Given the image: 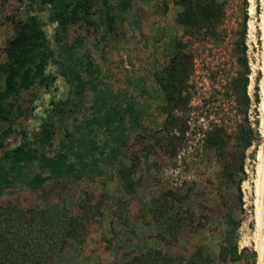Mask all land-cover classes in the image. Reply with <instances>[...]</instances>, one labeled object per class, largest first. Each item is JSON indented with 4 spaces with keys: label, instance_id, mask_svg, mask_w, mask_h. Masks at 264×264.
<instances>
[{
    "label": "rangeland",
    "instance_id": "1",
    "mask_svg": "<svg viewBox=\"0 0 264 264\" xmlns=\"http://www.w3.org/2000/svg\"><path fill=\"white\" fill-rule=\"evenodd\" d=\"M184 1L88 0L79 14L91 24L63 32L52 5L0 0V65L13 22L35 16L56 77L20 99L4 141L16 148L24 134L29 147L0 160V264L12 229L52 225L59 246V213L78 224L47 264H116L149 249L155 264H259L263 3L216 0L214 27L190 36ZM217 127L220 149L206 143Z\"/></svg>",
    "mask_w": 264,
    "mask_h": 264
},
{
    "label": "trees",
    "instance_id": "2",
    "mask_svg": "<svg viewBox=\"0 0 264 264\" xmlns=\"http://www.w3.org/2000/svg\"><path fill=\"white\" fill-rule=\"evenodd\" d=\"M87 1V2H86ZM106 9L109 6V0H101ZM41 4L52 5L55 17L58 20L61 31L66 30L70 23L83 21L84 24H91L85 15H80L79 10H87L88 0L83 2L76 0H40ZM185 9L179 16V21L187 28L190 36H197L196 31L209 30L215 25L213 21V11L219 8L222 13L221 5L216 4V0H185ZM13 36L6 43L5 63L0 65V79L2 86L0 88V160H20L21 156L27 153L29 147L26 136L22 135V143L13 149L6 150L4 141L12 132L13 116L15 110L21 113L20 106L15 109L17 103L24 95L30 94L35 88H48L56 81V77L46 72L48 63V54L46 47L45 34L42 31L39 21L35 16H30L26 20L18 19L13 22ZM176 61V59H175ZM176 69L169 68L168 71L173 73ZM2 77V78H1ZM245 99H247L245 97ZM167 128V122L165 123ZM250 129L241 128V132L249 134ZM226 132L224 127H217V130L210 131L206 137V143L211 147L226 146ZM52 137V124L44 122L38 133V143L45 144ZM243 139V138H241ZM245 141V140H243ZM250 141H246V145ZM57 221L56 230L60 236V244H50L54 226L39 225L25 230L24 233L17 234L18 229L13 231L12 239L8 247L10 255L8 264H47L45 261L53 250H61L65 245L64 239L72 237L73 227L78 220L74 216H68L66 213H59L51 218ZM27 233V235H26ZM60 234V235H59ZM23 236L26 241H23ZM14 242V243H13ZM160 255L155 250H147L145 254H134L131 259L116 264H155L158 262L157 257ZM174 263H176L174 261Z\"/></svg>",
    "mask_w": 264,
    "mask_h": 264
},
{
    "label": "bare ground",
    "instance_id": "3",
    "mask_svg": "<svg viewBox=\"0 0 264 264\" xmlns=\"http://www.w3.org/2000/svg\"><path fill=\"white\" fill-rule=\"evenodd\" d=\"M263 3V15H262V20L264 23V0H262ZM252 11V8L250 9V12ZM262 40L264 41V25H263V37ZM263 86H262V103H261V110L262 114L264 115V80H263ZM264 118V117H263ZM264 120V119H263ZM262 134L264 136V121H263V127H262ZM259 165H258V180H257V210H256V223L258 227V241H259V246H258V252H259V257L260 261L259 264H263V204H264V152L263 154L259 155Z\"/></svg>",
    "mask_w": 264,
    "mask_h": 264
},
{
    "label": "water",
    "instance_id": "4",
    "mask_svg": "<svg viewBox=\"0 0 264 264\" xmlns=\"http://www.w3.org/2000/svg\"><path fill=\"white\" fill-rule=\"evenodd\" d=\"M263 264H264V204H263Z\"/></svg>",
    "mask_w": 264,
    "mask_h": 264
}]
</instances>
